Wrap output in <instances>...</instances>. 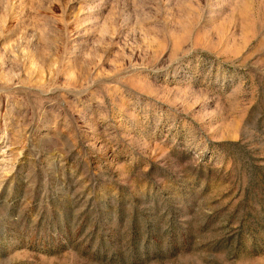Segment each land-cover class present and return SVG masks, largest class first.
Wrapping results in <instances>:
<instances>
[{
	"label": "rangeland",
	"instance_id": "obj_1",
	"mask_svg": "<svg viewBox=\"0 0 264 264\" xmlns=\"http://www.w3.org/2000/svg\"><path fill=\"white\" fill-rule=\"evenodd\" d=\"M0 264H264V0H0Z\"/></svg>",
	"mask_w": 264,
	"mask_h": 264
}]
</instances>
